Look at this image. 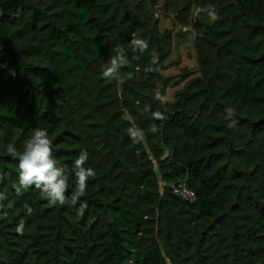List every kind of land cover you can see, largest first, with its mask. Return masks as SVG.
Wrapping results in <instances>:
<instances>
[{
	"label": "trees",
	"instance_id": "trees-1",
	"mask_svg": "<svg viewBox=\"0 0 264 264\" xmlns=\"http://www.w3.org/2000/svg\"><path fill=\"white\" fill-rule=\"evenodd\" d=\"M209 1L235 10L200 35L217 45L204 50L210 70L195 79L202 84L191 82L156 120L170 154L155 170L129 137L127 118L82 122L76 101L89 66H108L117 47L129 60L120 75L154 84L146 69L162 60L160 40L142 29L129 1L0 0V193L5 205L14 202L0 215V264H264V0ZM134 37L147 51L132 50ZM35 128L47 129L69 170L87 150L85 167L96 176L77 204L74 177L64 205L50 206L35 188L16 195L19 161L6 147L22 149ZM107 142L113 164L94 147ZM181 179L192 203L171 192Z\"/></svg>",
	"mask_w": 264,
	"mask_h": 264
},
{
	"label": "rangeland",
	"instance_id": "rangeland-1",
	"mask_svg": "<svg viewBox=\"0 0 264 264\" xmlns=\"http://www.w3.org/2000/svg\"><path fill=\"white\" fill-rule=\"evenodd\" d=\"M138 20H141L142 29L153 32L160 40L158 54L162 60L157 64L155 74L157 77L148 83L147 76L131 77L121 75L123 82L103 78L101 73L105 68V60L93 62L86 73L85 82L76 95L79 117L82 122L103 120L108 115L117 113L126 118L131 116L130 124L142 129L146 140L140 145L144 149L149 161L156 170L158 161L170 154V149H164L165 134L159 131L152 132L156 120L151 117V112H166L177 95L186 90L189 84H202L195 80L202 73L209 71L204 50L206 47L217 46L212 40H200V35L206 24L214 21L207 15L209 8H214L219 19L229 11L235 9L231 5L218 7L209 0H126ZM138 1L137 3H135ZM139 4V5H138ZM218 20V19H217ZM159 89L168 101L161 104L154 100L155 90ZM115 92H114V91ZM157 105V108L144 111L146 106ZM194 106L192 109L194 110ZM95 130L90 135L95 134ZM100 133L94 139L105 137ZM161 138V140H160ZM102 146V154L113 160L109 150L110 143L102 145L96 143L95 148ZM162 146L160 151L155 148ZM99 257L95 259L98 260ZM93 264H101L99 261ZM258 264V263H257Z\"/></svg>",
	"mask_w": 264,
	"mask_h": 264
},
{
	"label": "clouds",
	"instance_id": "clouds-1",
	"mask_svg": "<svg viewBox=\"0 0 264 264\" xmlns=\"http://www.w3.org/2000/svg\"><path fill=\"white\" fill-rule=\"evenodd\" d=\"M207 15L212 21L219 19L214 8L207 10ZM133 51L145 52L147 51L149 44L146 40L134 37L131 42ZM115 55L110 57L108 66H106L101 75L103 78L110 80H117L123 82V78L120 75V69L129 65V60L125 54L123 47H117L114 49ZM158 56L152 57V64L158 63ZM6 67V65H4ZM147 71H156L155 68H148ZM11 75H15L14 70H9ZM131 78L132 73L128 74ZM154 98L164 104L168 101L166 95H162L160 90H155ZM150 106H146L144 111H149ZM226 118L234 116V110L232 108H226ZM151 117L155 120L166 119L163 112L157 110L151 112ZM131 121V116L126 117ZM235 121L229 123V127L235 125ZM158 131L153 127L152 132ZM129 137L133 143L139 144L146 140L145 132L133 126L127 129ZM6 151L9 155L17 158L18 164V182L15 185V192L17 196H22L30 189L35 188L39 191V195L42 199H46L50 206L64 205L66 203V192L69 187V181L74 177L75 190L71 195V202L73 205L80 201V197L85 195L89 178L96 176V171L92 167H85L89 160V154L87 150L82 149L78 157L74 160L71 169H68L67 165L58 164L57 159L53 155V144L49 138L47 129L35 128L32 134L27 138L23 144L22 149L18 150L15 143H9L6 147ZM6 197L0 193V215L7 217L9 215L8 209L14 207V202L9 201L7 205L3 203ZM24 207L27 209V214L31 215L33 209L26 203ZM86 204H81L79 209L80 214H83V209ZM25 222L23 220L16 226L15 232L22 236L24 235Z\"/></svg>",
	"mask_w": 264,
	"mask_h": 264
},
{
	"label": "built area",
	"instance_id": "built-area-1",
	"mask_svg": "<svg viewBox=\"0 0 264 264\" xmlns=\"http://www.w3.org/2000/svg\"><path fill=\"white\" fill-rule=\"evenodd\" d=\"M171 192L179 198L192 203L195 199L194 192L188 188L185 179L178 180L170 185Z\"/></svg>",
	"mask_w": 264,
	"mask_h": 264
}]
</instances>
